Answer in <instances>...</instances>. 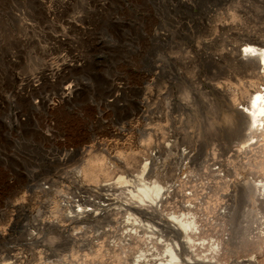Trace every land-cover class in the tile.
Returning <instances> with one entry per match:
<instances>
[{"label":"rangeland","instance_id":"1","mask_svg":"<svg viewBox=\"0 0 264 264\" xmlns=\"http://www.w3.org/2000/svg\"><path fill=\"white\" fill-rule=\"evenodd\" d=\"M245 38L264 0H0V264H264Z\"/></svg>","mask_w":264,"mask_h":264},{"label":"bare ground","instance_id":"2","mask_svg":"<svg viewBox=\"0 0 264 264\" xmlns=\"http://www.w3.org/2000/svg\"><path fill=\"white\" fill-rule=\"evenodd\" d=\"M256 43H259V42L255 38H245V39L241 40V43H240L241 49L239 51L240 53L236 54V57H235V59H237V61L241 65V68H242L241 71H244V70L247 71L249 69L250 70L256 69V71L258 70V73L259 72L264 73V49H262L258 46H255ZM212 59H215V58L213 57ZM241 71H240V73H241ZM236 110H237L236 114L238 115V118H237L238 124H236V125L239 126L238 127L239 128L238 136L243 138V139L241 138L240 140L241 141L243 140L244 143H246L245 141L249 142V140H250L251 144H253L254 142L256 143V142L261 141V144L259 143L261 148L258 149L259 151H257V152H259L258 154H260V156H259L260 158H259V160H257L255 166H256V168L257 167L262 168L264 166V86H262L261 88L257 87L255 89H251L247 101L244 104H242L241 106H239ZM235 123H236L235 121H233V123L230 121V125H232V124L235 125ZM245 130H247V131L245 132ZM240 143H242V142H240ZM247 144L248 143H246V145ZM243 146H245V145H243ZM90 154L91 153L87 154V157L84 158V160L82 162L81 169L79 171V173H81V175L84 178L95 177L96 174L99 173V171H103L101 157H99V155H90ZM142 165H143L142 169L146 167L144 164H142ZM123 179L124 178L119 176L116 181L122 182V181H124ZM146 184H148V183H146ZM142 185H141L142 187L137 192H132L129 190L130 191L129 197L131 196L132 200L136 199L135 201H137V202H142V201H144V199L146 200V198H149V200H153L152 196L153 195L156 196L159 192L160 187L158 186V184L157 185H156V183L153 184L152 185L153 187L150 185H144V183ZM251 185H253V184H251ZM249 191L251 192V190H249ZM152 193H153V195H152ZM243 193H245V191H242V194ZM245 195H246V193H245ZM243 196H244V194H243ZM131 198L129 200H131ZM154 198L156 199V197H154ZM132 200H131V202H132ZM177 217H172V220H174V222H176L177 225L179 224L178 226H180V228L182 230L186 231L187 228L189 227V223L187 221H185L183 218L180 219ZM187 240H188V237H187ZM168 250H170V251H168ZM168 250H167L168 251L167 254L170 255V257H169L170 259L168 261H170V263L172 264L174 262L175 258L177 259V257H175V254H174L175 252L173 253L171 251L172 249L169 248ZM168 264H169V262H168ZM176 264H177V262H176Z\"/></svg>","mask_w":264,"mask_h":264}]
</instances>
